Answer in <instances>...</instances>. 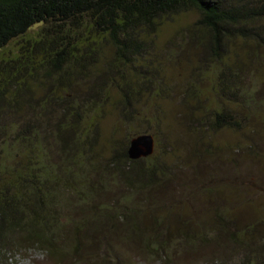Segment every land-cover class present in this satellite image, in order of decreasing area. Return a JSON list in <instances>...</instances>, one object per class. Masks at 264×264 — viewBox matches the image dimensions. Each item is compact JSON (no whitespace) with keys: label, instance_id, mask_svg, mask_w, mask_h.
<instances>
[{"label":"trees","instance_id":"1","mask_svg":"<svg viewBox=\"0 0 264 264\" xmlns=\"http://www.w3.org/2000/svg\"><path fill=\"white\" fill-rule=\"evenodd\" d=\"M186 15L196 19L163 54L193 51L198 64L173 83L157 68L155 37ZM11 44L17 56L0 61V264L19 247L54 264H131L134 253L171 264L208 245L211 264H264V217L243 226L226 204L176 219L169 190L177 175L214 195L211 180L244 151L224 145L232 156L221 158L218 134L261 141L264 0H0V52ZM149 99L176 103L179 127L199 134L171 164L163 151L128 157L134 136L153 134L139 121ZM108 106L130 130L121 140H104ZM164 115L151 117L171 135Z\"/></svg>","mask_w":264,"mask_h":264},{"label":"rangeland","instance_id":"2","mask_svg":"<svg viewBox=\"0 0 264 264\" xmlns=\"http://www.w3.org/2000/svg\"><path fill=\"white\" fill-rule=\"evenodd\" d=\"M196 19L194 15H186L177 19L174 23L167 25L158 33L155 37V45L160 52V58H158L159 63L157 65L158 70L162 75H165L169 81L175 83L176 81H183L193 77L194 67L197 66L198 61L192 52H183L178 53L172 58H167L163 52H169L170 45L181 44L180 40L172 39V35L175 31L180 28H185L189 24L191 25ZM185 37V36H183ZM182 37V38H183ZM181 38V35L178 36ZM182 40V39H181ZM186 40V39H183ZM175 51V49H173ZM177 50V49H176ZM239 47H233V53H240ZM263 60H264V51H256ZM18 54V46L16 44L9 45L4 51L0 52V61L5 59H14ZM164 55V56H163ZM262 72L259 76L264 79V66L260 68ZM164 77V76H163ZM205 95H208L211 92L208 82L203 81L200 85ZM144 109L146 117H142L140 125L145 126V123H148V126L152 127L153 134H150L155 139V152L153 155H159L162 151L166 154L171 153V156H164L163 161L167 164L173 163L175 160H180L178 158V150L184 151V145L181 140L187 138V136L194 137L196 132L189 131L186 133L185 126L179 127V124L183 123L180 113V107L173 101H153L149 99L148 101L141 102ZM163 105V107H159ZM203 106L204 104H199ZM159 108L164 112L165 117H168L169 113L172 114V118L169 119L172 133L168 135L166 133L163 125L158 126V124L152 120V113L156 110L159 112ZM164 108V110H163ZM147 119L148 121H145ZM174 122V124H172ZM181 122V123H180ZM139 124V123H137ZM136 126V125H135ZM156 126V127H155ZM102 129H104V140L107 142L110 139L121 140L127 134H129V129L125 128L120 122L117 108L115 109L112 106H108L102 120ZM139 129L142 130L139 126ZM184 129V130H183ZM258 133L261 134V141L252 138L249 136L250 140L246 139L244 136L237 134H230L222 132L214 138L215 143H218L219 146L223 149L221 158H224L225 155L232 156L230 149H225L224 145L228 148L237 147L238 145L244 146V151L242 153L235 155L234 163H230V168L223 175L216 177V180L212 179V191L214 195L210 196L208 193H205L201 188L198 189L200 183L197 184L196 179H190L184 177L183 181L180 182V178L176 175L175 182L170 185V192L175 194L178 198L177 205L174 206V212L176 213L173 217H178L176 219H182L185 221L183 215L185 212L196 211L198 214H203L205 209L214 207L215 205H229L233 210V213L239 218L241 225L251 224L259 219L264 217V192L261 191L262 186L264 188V127L258 128ZM186 130H188L186 128ZM199 136V134H197ZM190 138V137H188ZM202 138V136L200 137ZM245 141V143L243 142ZM233 153V152H232ZM180 157V156H179ZM196 160V158L194 159ZM191 160L184 161L189 166H194L195 161ZM173 161V162H172ZM184 176V175H183ZM182 176V177H183ZM192 189V193L185 196L182 192V187L184 184ZM198 185V186H197ZM194 188L196 190H194ZM178 191V192H177ZM158 197H162L161 194H157ZM185 199L184 197H188ZM175 203V202H174ZM182 228V227H181ZM175 229V228H174ZM262 231V229L260 230ZM214 248L211 245L204 246L196 251L194 254H173L170 256L171 264H211L214 257ZM131 264H162L160 261L156 260H147L148 257H139L137 254H131ZM9 259L7 264H54V260L47 256L45 252L40 249H24L19 247L18 250H13L11 253L5 254V259ZM6 262V260H5ZM4 262V263H5Z\"/></svg>","mask_w":264,"mask_h":264},{"label":"water","instance_id":"3","mask_svg":"<svg viewBox=\"0 0 264 264\" xmlns=\"http://www.w3.org/2000/svg\"><path fill=\"white\" fill-rule=\"evenodd\" d=\"M128 157L131 160H139L152 156L155 152V139L150 134L134 136L129 143Z\"/></svg>","mask_w":264,"mask_h":264}]
</instances>
